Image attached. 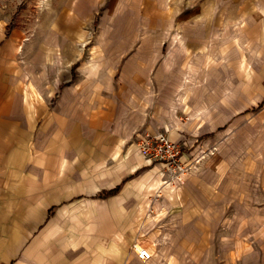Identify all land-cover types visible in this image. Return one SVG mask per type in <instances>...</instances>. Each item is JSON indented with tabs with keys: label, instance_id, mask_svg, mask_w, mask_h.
Listing matches in <instances>:
<instances>
[{
	"label": "crops",
	"instance_id": "crops-1",
	"mask_svg": "<svg viewBox=\"0 0 264 264\" xmlns=\"http://www.w3.org/2000/svg\"><path fill=\"white\" fill-rule=\"evenodd\" d=\"M53 1L0 16V264H264V160L218 143L230 59L264 96V0ZM157 133L208 151L181 183Z\"/></svg>",
	"mask_w": 264,
	"mask_h": 264
},
{
	"label": "rangeland",
	"instance_id": "rangeland-1",
	"mask_svg": "<svg viewBox=\"0 0 264 264\" xmlns=\"http://www.w3.org/2000/svg\"><path fill=\"white\" fill-rule=\"evenodd\" d=\"M54 4L53 0H0V16L10 19L9 26L14 24L17 29L25 31L27 35H31L40 27L41 17L47 19L46 17L54 11ZM98 25L99 21L96 18L93 25L90 26V32H98L100 29ZM255 61H257V58H242L240 63H244L249 68ZM236 62L239 63L236 59L229 60L231 73L224 78L227 79L226 82H229L230 89L225 93L229 94L234 102L239 100L244 104L232 107L234 109L232 119L218 128V132L225 133L229 130L231 133L228 138L224 137L225 139L223 138L218 142L219 148L224 150L234 148V153L238 156L242 153L243 147H246L253 153L254 160H264V96L254 95L253 91L256 87L254 88L253 86L252 88L248 78L249 74H241L240 76L239 74H234L233 67ZM239 65L241 66L242 64ZM245 78L246 81L240 85V79L244 80ZM238 88L240 89L238 90ZM205 153L207 154L208 151L200 154L202 158L197 161L192 159L188 163L191 164L189 165V172H192L197 167L199 160L205 158Z\"/></svg>",
	"mask_w": 264,
	"mask_h": 264
},
{
	"label": "built area",
	"instance_id": "built-area-1",
	"mask_svg": "<svg viewBox=\"0 0 264 264\" xmlns=\"http://www.w3.org/2000/svg\"><path fill=\"white\" fill-rule=\"evenodd\" d=\"M138 149L145 155L151 157L155 161H161L169 168L178 169L173 173L169 181L172 183H181L183 175L190 171L189 165L181 161L182 149L181 145L177 142L169 140L162 133H157L152 136H144L138 139ZM195 159L194 161H197ZM135 252L138 258L147 260L151 257V253L144 247H136Z\"/></svg>",
	"mask_w": 264,
	"mask_h": 264
},
{
	"label": "trees",
	"instance_id": "trees-1",
	"mask_svg": "<svg viewBox=\"0 0 264 264\" xmlns=\"http://www.w3.org/2000/svg\"><path fill=\"white\" fill-rule=\"evenodd\" d=\"M113 191L110 190V191H104L103 193H101V196H106L108 194H111Z\"/></svg>",
	"mask_w": 264,
	"mask_h": 264
}]
</instances>
